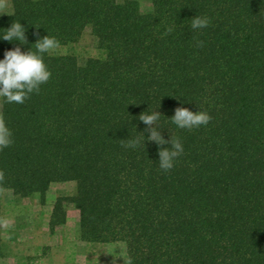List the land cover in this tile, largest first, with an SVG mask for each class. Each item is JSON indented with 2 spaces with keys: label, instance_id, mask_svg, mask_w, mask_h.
Masks as SVG:
<instances>
[{
  "label": "trees",
  "instance_id": "trees-1",
  "mask_svg": "<svg viewBox=\"0 0 264 264\" xmlns=\"http://www.w3.org/2000/svg\"><path fill=\"white\" fill-rule=\"evenodd\" d=\"M10 0L27 44L0 40V58L38 37L59 45L85 31L104 58L45 55L51 71L23 104L0 97L1 196L5 189L58 196L49 226L79 212V238L114 243L131 264H264V0ZM207 28L192 31L194 16ZM39 28H37V27ZM203 47H197V41ZM33 44V45H31ZM198 106L211 120L192 130L169 118ZM157 109L161 135L179 139L174 167H158L142 112ZM138 139L136 148L125 145ZM2 253L0 240V256Z\"/></svg>",
  "mask_w": 264,
  "mask_h": 264
},
{
  "label": "rangeland",
  "instance_id": "rangeland-1",
  "mask_svg": "<svg viewBox=\"0 0 264 264\" xmlns=\"http://www.w3.org/2000/svg\"><path fill=\"white\" fill-rule=\"evenodd\" d=\"M147 9L148 0H139ZM11 9L10 0H0V13ZM54 55H73L79 62L87 58H104L85 31L74 42L59 45ZM73 181L53 182L43 201L38 194L21 197L10 189L1 196L0 264H126L123 248L114 243L86 242L79 238V212L66 203L65 222L50 228L54 201L74 192Z\"/></svg>",
  "mask_w": 264,
  "mask_h": 264
},
{
  "label": "clouds",
  "instance_id": "clouds-1",
  "mask_svg": "<svg viewBox=\"0 0 264 264\" xmlns=\"http://www.w3.org/2000/svg\"><path fill=\"white\" fill-rule=\"evenodd\" d=\"M190 25V30L196 31L207 28L211 20L208 16H194ZM37 27V26H36ZM39 28V27H37ZM26 28L20 23H13L7 28V31L0 34V40L27 44L28 39L25 35ZM32 47L23 51L19 45L4 52L3 58H0V97L7 103L23 104L33 93H39L40 86L47 83L51 77V71L45 62V55H52L58 48L59 42L54 37L44 35L38 37ZM31 44V45H33ZM197 47H203V41H197ZM161 113L155 109L150 113L142 112L139 120L147 127L145 129L149 135L144 134V144L146 139L156 142L158 145L170 144V147L160 148L158 152V167L164 172L170 171L176 160L183 155L184 146L177 138L166 140L161 135V128L157 126ZM177 128L192 130L201 126H206L211 120L210 114L198 106V110L193 111L187 107H177L174 114L169 118ZM140 141L131 139L125 145L128 148H136ZM10 140L6 137H0V147H7ZM131 264V262H126Z\"/></svg>",
  "mask_w": 264,
  "mask_h": 264
}]
</instances>
